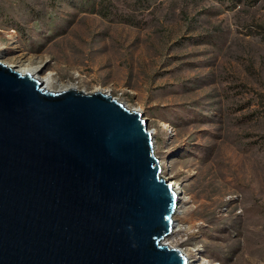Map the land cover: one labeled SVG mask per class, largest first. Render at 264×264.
I'll list each match as a JSON object with an SVG mask.
<instances>
[{
    "label": "rangeland",
    "instance_id": "rangeland-1",
    "mask_svg": "<svg viewBox=\"0 0 264 264\" xmlns=\"http://www.w3.org/2000/svg\"><path fill=\"white\" fill-rule=\"evenodd\" d=\"M0 61L142 111L190 197L164 241L264 264V0H0Z\"/></svg>",
    "mask_w": 264,
    "mask_h": 264
},
{
    "label": "water",
    "instance_id": "water-1",
    "mask_svg": "<svg viewBox=\"0 0 264 264\" xmlns=\"http://www.w3.org/2000/svg\"><path fill=\"white\" fill-rule=\"evenodd\" d=\"M143 112L0 61V264H187Z\"/></svg>",
    "mask_w": 264,
    "mask_h": 264
},
{
    "label": "bare ground",
    "instance_id": "bare-ground-1",
    "mask_svg": "<svg viewBox=\"0 0 264 264\" xmlns=\"http://www.w3.org/2000/svg\"><path fill=\"white\" fill-rule=\"evenodd\" d=\"M5 63V62H4ZM7 64V63H6ZM8 66L12 67L13 69L20 71L21 73L25 74V73H30L33 77H36L40 82H41V86L42 88L46 91H62L68 88H71V86L69 87L68 85H61L59 88L54 89L52 87V82H53V73L52 72H47V73H42V66L41 65H36V66H25V67H21L19 70L14 68V66L7 64ZM96 91H100V90H96ZM103 92V91H102ZM105 93V92H104ZM108 94V93H106ZM159 159V158H158ZM161 169L164 166L163 161H159ZM168 182L170 184H172L173 188L178 192V205H177V209L174 212V215L176 214H181L184 212L185 210V202L189 200V196H186L185 192L183 191L182 186L180 185V183L177 180L171 179V177H166ZM173 215V217H174ZM175 218H174V223H175ZM178 230V228L176 227V224H174L173 229L171 230L170 233H168L163 241L165 240V238L168 235L174 234L176 231ZM165 242V241H164ZM166 243V242H165ZM168 244V243H167ZM170 245V244H169ZM172 246V245H171ZM188 256V262L187 264H191L193 263V258L190 256L189 253L185 252Z\"/></svg>",
    "mask_w": 264,
    "mask_h": 264
}]
</instances>
